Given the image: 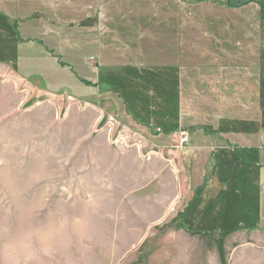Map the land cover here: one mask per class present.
Listing matches in <instances>:
<instances>
[{"label": "rangeland", "instance_id": "1", "mask_svg": "<svg viewBox=\"0 0 264 264\" xmlns=\"http://www.w3.org/2000/svg\"><path fill=\"white\" fill-rule=\"evenodd\" d=\"M0 264H264V0H0Z\"/></svg>", "mask_w": 264, "mask_h": 264}, {"label": "built area", "instance_id": "2", "mask_svg": "<svg viewBox=\"0 0 264 264\" xmlns=\"http://www.w3.org/2000/svg\"><path fill=\"white\" fill-rule=\"evenodd\" d=\"M188 136L185 132H180L177 136V140L180 144L187 142Z\"/></svg>", "mask_w": 264, "mask_h": 264}, {"label": "crops", "instance_id": "3", "mask_svg": "<svg viewBox=\"0 0 264 264\" xmlns=\"http://www.w3.org/2000/svg\"><path fill=\"white\" fill-rule=\"evenodd\" d=\"M223 1V0H222Z\"/></svg>", "mask_w": 264, "mask_h": 264}]
</instances>
